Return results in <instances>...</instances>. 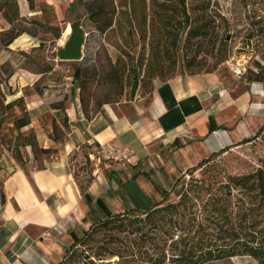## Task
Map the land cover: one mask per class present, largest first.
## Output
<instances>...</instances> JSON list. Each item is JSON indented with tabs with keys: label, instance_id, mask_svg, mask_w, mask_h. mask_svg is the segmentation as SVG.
Masks as SVG:
<instances>
[{
	"label": "rangeland",
	"instance_id": "rangeland-1",
	"mask_svg": "<svg viewBox=\"0 0 264 264\" xmlns=\"http://www.w3.org/2000/svg\"><path fill=\"white\" fill-rule=\"evenodd\" d=\"M16 1L20 17L34 19L42 26H37L36 38L24 34L14 41L9 50L0 51V66L10 62L14 72L3 88L6 93H17L8 97L7 101L24 97L31 119L28 130L32 129L35 134L39 131L45 137L51 138L53 120L62 123L63 113L55 112L52 109L54 105L63 102L67 117L72 111L83 115L79 95L85 100L90 117L110 110L119 115L132 110L144 111L150 102L155 80L164 82L178 75L214 72L229 84L233 82L232 77L246 74L255 62L264 64V0H185L186 13L193 21L190 28L205 25L204 34L198 38L187 36L189 28L184 25L181 0H111L116 14L112 29L104 35L95 30L79 0H44L51 7L47 14L40 13L38 8L31 12L25 0ZM92 1L82 0V3ZM72 3L74 8L71 10L69 6ZM70 23L80 26L85 33L82 60L60 62L58 54L68 39L69 35L65 37L64 33ZM47 26L62 29L61 39L55 42L50 34L45 33ZM8 28L0 11V32ZM36 48L39 51L33 56L43 59L54 69L51 76L39 81L41 95L35 94L34 89L40 75L17 69L18 62L24 59L19 53H30ZM78 69L87 81L82 86L73 79ZM135 75L141 82L133 92ZM100 103L109 104L99 108ZM261 131L251 138L250 143L232 146L222 155L209 156L206 159L209 161L206 174H219L224 180L228 176H241L264 169V130ZM60 149L57 148L58 151ZM27 151L32 156L30 150ZM155 152L148 165L125 166L129 171L135 170L130 174L135 173L139 185L157 203L162 200V190L169 191L180 177L188 180L190 171L198 164L183 169L173 161L169 152L161 151V147ZM104 156L100 150L94 151L85 146L70 155V168L79 193V187L88 191L97 176L105 177V173L112 171L114 166L120 167L121 163L116 165L114 160ZM30 166L26 167L27 171ZM200 171L194 175L200 177ZM119 180L122 183L126 181V175ZM105 181L102 187L108 193L105 201L112 214L135 209L123 195L121 186L109 182L106 177ZM174 200V196L169 195L168 201ZM103 218L101 212L89 216L85 229L93 221ZM76 232L79 237L82 236ZM214 264L258 263L250 257H236Z\"/></svg>",
	"mask_w": 264,
	"mask_h": 264
},
{
	"label": "trees",
	"instance_id": "trees-1",
	"mask_svg": "<svg viewBox=\"0 0 264 264\" xmlns=\"http://www.w3.org/2000/svg\"><path fill=\"white\" fill-rule=\"evenodd\" d=\"M25 1L31 12L38 8L40 13L47 14L51 10L44 0ZM184 1L181 0V4L184 25L189 28L187 36L198 38L204 34L205 25L190 28L193 21L186 13ZM79 2L99 34L104 35L112 29L116 9L111 0ZM73 8L74 3L69 6V9ZM0 11L9 25L6 31L0 32V51L9 50L14 41L24 34L36 38L37 26L42 25L34 19L20 17L16 0H0ZM70 26L76 24L70 23ZM44 32L50 34L55 42L63 34L59 27L47 26ZM38 51L39 48L32 49L30 53L20 52L24 59L18 62L17 69L40 75L34 89L35 94L41 95L38 83L45 76H51L54 69L43 59L33 56ZM13 75L10 62L0 66V159L4 157L12 161L16 168L24 172H28V165L43 170L48 162L57 158L59 151L41 147L32 129L23 132L31 125L25 99L18 97L7 101L8 97L17 93H6L3 88V84ZM138 78L135 75L133 92L141 82ZM243 78L247 84L264 85V64L255 62ZM73 79L79 81L81 86L87 82L79 69L75 71ZM79 100L83 117L91 121L97 115L90 117L85 100L80 95ZM106 104L109 103H100L99 108ZM52 109L63 113L62 123L53 120L51 125V139L59 142L70 130L69 120L64 113L63 102ZM217 128L210 119V132ZM262 128L258 135L264 130ZM250 142L251 139L242 144ZM27 149L32 159L27 155ZM208 164V160L201 161L190 171L188 180L184 177L177 179L169 191H161L160 202L152 203L143 211L132 209L111 214L102 200L96 199L95 209L102 212L104 218L93 221L81 237L71 232L69 235L73 242L58 264H214L236 257H250L258 264H264V169L241 176H228L223 180L219 174H206ZM198 170L202 172L200 177L194 175ZM106 176L110 180L113 173H106ZM4 177L0 167V187ZM79 190L89 207L88 215H95L96 210L92 208L87 189L79 187ZM169 195H173L175 200L168 201Z\"/></svg>",
	"mask_w": 264,
	"mask_h": 264
},
{
	"label": "crops",
	"instance_id": "crops-1",
	"mask_svg": "<svg viewBox=\"0 0 264 264\" xmlns=\"http://www.w3.org/2000/svg\"><path fill=\"white\" fill-rule=\"evenodd\" d=\"M243 77L234 76L229 84L217 73L155 80L144 111L119 115L110 110L91 121L72 111L68 114L70 130L63 142L35 131L41 147L61 149L43 170L31 165L24 172L12 161L0 159L5 175L0 187V264H58L73 242L69 234L79 237L76 231L82 235L86 230L89 207L74 182L69 159L82 146L100 150L102 155L111 146L128 149L130 167L148 165L156 148L161 147L187 169L254 137L264 127V85L247 84ZM210 119L218 127L213 132L209 130ZM119 166L110 171L113 178L109 182L120 183L123 195L135 209H148L155 202L139 185L135 173L130 174L135 170ZM125 175L127 180L122 183L119 178ZM105 177L108 179L106 173ZM105 177L97 176L87 193L93 209L95 200L100 199L110 212L105 201L108 193L102 187Z\"/></svg>",
	"mask_w": 264,
	"mask_h": 264
},
{
	"label": "water",
	"instance_id": "water-1",
	"mask_svg": "<svg viewBox=\"0 0 264 264\" xmlns=\"http://www.w3.org/2000/svg\"><path fill=\"white\" fill-rule=\"evenodd\" d=\"M71 32L68 36L63 49L58 54L60 62H79L82 60V49L85 43V33L83 29L76 25L71 27Z\"/></svg>",
	"mask_w": 264,
	"mask_h": 264
},
{
	"label": "built area",
	"instance_id": "built-area-1",
	"mask_svg": "<svg viewBox=\"0 0 264 264\" xmlns=\"http://www.w3.org/2000/svg\"><path fill=\"white\" fill-rule=\"evenodd\" d=\"M240 73V72H239ZM240 76V75H239ZM105 159L114 160L117 163H121L123 165H131L132 164V155L128 149H117L115 147H108L105 151ZM45 237H49L48 233H44Z\"/></svg>",
	"mask_w": 264,
	"mask_h": 264
},
{
	"label": "bare ground",
	"instance_id": "bare-ground-1",
	"mask_svg": "<svg viewBox=\"0 0 264 264\" xmlns=\"http://www.w3.org/2000/svg\"><path fill=\"white\" fill-rule=\"evenodd\" d=\"M70 32H71L70 25H67L66 30H65V33H64L65 37H66L67 35H69Z\"/></svg>",
	"mask_w": 264,
	"mask_h": 264
}]
</instances>
